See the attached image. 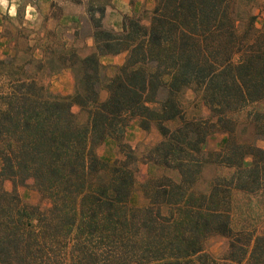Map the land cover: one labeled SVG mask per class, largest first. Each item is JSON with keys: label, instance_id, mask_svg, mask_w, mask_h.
I'll return each instance as SVG.
<instances>
[{"label": "trees", "instance_id": "1", "mask_svg": "<svg viewBox=\"0 0 264 264\" xmlns=\"http://www.w3.org/2000/svg\"><path fill=\"white\" fill-rule=\"evenodd\" d=\"M252 1L155 0L148 25L124 16L120 31L103 27L105 5L89 6L93 51L80 55L64 44L41 63L50 71L70 67L72 93L6 76L0 85V264H264V235L250 248L230 242L222 261L205 250L210 235L230 233V188L192 189L207 162L234 168L244 179L264 174V149L233 136L234 115L264 98V24L254 25ZM120 52H126L123 63L107 76L100 56ZM189 86L202 92L215 121L184 117L176 95ZM133 118L161 134L145 159L180 176H148L142 206L130 202L137 159L124 133ZM175 119L180 125L171 129L166 122ZM215 130L228 138L222 149L205 153ZM107 137L125 150L123 159L97 154ZM247 154L249 167L242 164ZM5 178L15 184L32 178L48 205L22 202L4 189Z\"/></svg>", "mask_w": 264, "mask_h": 264}, {"label": "rangeland", "instance_id": "2", "mask_svg": "<svg viewBox=\"0 0 264 264\" xmlns=\"http://www.w3.org/2000/svg\"><path fill=\"white\" fill-rule=\"evenodd\" d=\"M102 5H105L103 27L120 31L124 16L134 17L148 25L155 0H135L133 4L130 0H7L6 4H0V59L6 62L5 67H0V85L6 82V76H28L36 78L52 92L62 95L72 93L75 75L70 67L50 71L47 64L42 66L41 63L54 55L51 50L58 53L64 44L66 48L75 46L80 55L93 51L92 32L96 27L90 21L89 6L96 10ZM248 10L256 16L254 25L261 27L264 24V0H253ZM94 16L97 18L98 13L95 12ZM241 28L242 21L239 20L238 31ZM48 31L50 32L47 34ZM125 57L126 52L100 56V62L105 66L103 73L112 76L115 66L123 63ZM195 88L184 87L176 95L184 117L188 120L215 121L203 100L202 92ZM105 95L104 91L101 92L102 98ZM164 96L165 92L160 90L158 98ZM72 109L80 113L77 105ZM256 114L264 115V98L248 104L234 115L236 128L233 136L239 143L254 144L264 149V116L258 121ZM179 123V119L166 122L171 129L180 125ZM228 135V132L222 130L211 132L203 144L205 153L222 149ZM160 139L161 134L155 125L145 131L139 127L137 118H133L125 130L124 141L131 146L137 159L135 183L130 195V202L135 206L145 204L141 184L148 176L167 175L175 181L180 179L176 169L162 167L145 159L149 147ZM96 152L101 158L113 161L117 158L123 159L125 150L120 149L117 141L111 137L98 145ZM252 161L253 157L247 154L242 164L249 167ZM212 183H221L230 188V233H214L204 242L205 250L222 261L229 250L230 242L235 246L249 245L250 248L255 237L264 235V174L257 180L244 179L235 174L234 168L207 162L192 189L197 193H205ZM2 185L8 192L16 191L21 201L26 204L41 208L48 205L32 178L20 184L5 178Z\"/></svg>", "mask_w": 264, "mask_h": 264}, {"label": "clouds", "instance_id": "3", "mask_svg": "<svg viewBox=\"0 0 264 264\" xmlns=\"http://www.w3.org/2000/svg\"><path fill=\"white\" fill-rule=\"evenodd\" d=\"M7 0H0V4H6Z\"/></svg>", "mask_w": 264, "mask_h": 264}, {"label": "crops", "instance_id": "4", "mask_svg": "<svg viewBox=\"0 0 264 264\" xmlns=\"http://www.w3.org/2000/svg\"><path fill=\"white\" fill-rule=\"evenodd\" d=\"M128 127V126H127ZM107 139H111V137H107L103 142H106L107 141Z\"/></svg>", "mask_w": 264, "mask_h": 264}]
</instances>
